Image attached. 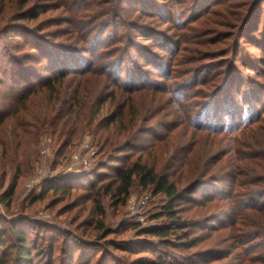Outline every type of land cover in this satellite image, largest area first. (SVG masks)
<instances>
[{"label": "trees", "instance_id": "trees-1", "mask_svg": "<svg viewBox=\"0 0 264 264\" xmlns=\"http://www.w3.org/2000/svg\"><path fill=\"white\" fill-rule=\"evenodd\" d=\"M53 1L57 3L56 8L47 9L46 7L48 6L43 0H13L14 5L9 11L5 0H0V52L4 51V58H7L5 64L9 63L0 67V72L3 74V77H0V82H3V79L6 80V76L13 77L6 81L9 88L8 96L0 95V146H3V149L0 150V202L7 207L11 206L13 202L18 187V177L22 175L21 165L18 164L16 175L13 176L8 186L3 189L7 181L9 163L18 160L15 152V154L13 153L10 156L13 150L9 147L8 141L2 139L1 136L4 129L3 126L7 121L17 119L19 124L17 126L26 128L25 131L32 141L36 140L38 133L44 128L53 130L55 144L58 147L55 155L62 157V160L65 159L69 152L68 148L74 143L79 129L92 124L96 120H98L99 124L106 120L105 118L98 119V115L108 98L98 97L93 91L85 96L84 92H87L85 90L88 89L86 87L90 84L88 80H85L86 77L91 78L89 77L90 75H106L105 80L112 83L117 89L127 90L131 93L158 89L162 92L176 95L174 91L183 87L176 84L179 79L175 77L174 70L172 71V68L166 67L167 59L164 56V51L169 53L172 50L170 52L171 55L176 57L180 50L179 38L180 41L183 38L180 33L176 32L177 39L173 40V38H170V34H167L166 29L159 28L153 24H157V20H161L162 24L169 22L173 27L177 28L175 23L190 19L193 15L194 18H198L199 16L197 15H206L212 12L214 7L219 4L229 5L227 0H189L190 3L188 2L187 6L189 7L187 8H183L181 0ZM62 9L68 14L67 22L78 35L79 41L74 38H67L62 42H54L49 40L44 34H40L39 30H36V26L31 27V25L27 24L22 26L19 22L23 20L37 22L41 13H48L50 10L57 13L58 10ZM263 11L264 0H253L244 25L247 26L249 19H252L256 13ZM226 12H230V10ZM141 14L146 15L147 18H142ZM227 15L224 16V19L227 18ZM58 17H60V14L49 15L46 18L48 25L55 20L57 21ZM233 17L236 20L232 19L237 21L235 25L240 22V14H233ZM228 18L226 21H228ZM256 26L253 24L254 30L258 29V26L257 28ZM217 28L218 24L216 25L215 23V25L208 26L206 30L217 32ZM218 32H221L220 34L224 36L230 33L225 28L222 30L218 29ZM15 33L22 35L24 46L31 48L29 51L18 54L19 45L6 44L1 39ZM142 34H144V39H149V44H145L146 46L138 42L142 41L140 38ZM239 38L240 35L236 37V40L226 41L224 46L212 49V53H223L226 56L232 54L235 57L234 60L229 62L223 60L226 58L219 59L217 63L222 67L221 71H210L207 67L212 65H207L203 66L205 68L201 70L200 68L195 69L193 72L194 85H204L207 88L206 90H200L201 92H198V94H191L195 97L200 95L205 99L203 107L198 110L196 108L195 110L192 109V111L185 107L181 109L186 115H184L186 117L185 121L191 126L193 125L199 130L215 132L216 134H227L235 131L234 129H238L236 128L238 124L242 128V134H245L250 128L259 126L260 129L252 136V141L245 144V149H253L259 146L260 148H256L259 150V154L243 153L240 163L242 158L250 162H255L254 160L256 159L258 162H256V165H252L256 167L257 163H259L260 166L264 167V125H262V123L264 124V110L261 111L258 105L251 100V98L256 97V93L264 94V86L259 91H256L254 86H251L252 88L248 87L244 94L237 99L235 97L231 99L228 92V87L232 86L239 76L236 63L234 62L241 50ZM262 41L264 42V31ZM165 46H168L170 50H166ZM157 49H160V52H156ZM31 53L35 56L33 59L39 61V66L35 67L23 62V60L30 59L29 55ZM227 62L228 64H226ZM171 64H173V60H169V66ZM147 66L154 68V73L146 70L145 67ZM159 68L162 71L164 70L163 74L160 73L164 78L162 83L155 80L156 77H159L156 74ZM252 69L256 70L253 67ZM205 70H207V73L201 77ZM39 71L40 73H38ZM189 71L191 70L187 72ZM44 72H48V76L43 77L41 73ZM175 79L177 82H175ZM184 80H188V78H184ZM45 89H48L49 92L48 96L45 97L48 102L46 106L47 113L41 116H31L33 120L28 122L29 117H25L27 102ZM112 95L115 98L116 92ZM178 96L177 98L174 96V98L177 103L181 104L183 100L182 98L179 99ZM182 97L184 96L182 95ZM221 98L224 101V105L221 107L224 111L222 112V117H219L217 111ZM200 103L202 104V102ZM124 105L121 102H117V114L112 116L106 125L109 128L110 125L119 122L118 125H123L124 129L118 126L119 131L115 130L118 133L117 137L107 134L104 137L103 135L102 137L98 136L96 140L102 157L100 167L112 168L115 173L109 178L108 183L98 184L97 179L100 178L99 181H101L102 178L98 172L92 171L90 176L95 175L97 178L96 182H93L87 188L89 195L86 198L94 199L96 210L103 214L104 209L100 203L99 195L96 194L100 191L101 186L112 193L115 198V204L118 205L126 203L135 180H138L142 188L152 189L155 195L164 194L167 201L163 204L162 210L157 216H164L169 222L161 227L144 229L145 233L161 240L159 242L142 240L137 242L136 249H130L127 245L121 244L124 243L122 241L126 240L118 241L117 239L106 238L112 233L115 234L116 231L105 227L102 219L97 221L82 220V222L75 224V230H79L82 233H86L85 229L91 225L93 226L95 222L97 231L105 230L103 234H96L97 242H88L81 238L78 233L75 234L73 230L64 228L56 230L37 222H32V224L26 222L20 224V222H17L16 224L15 220H11L8 226H4L8 220L0 216V251L2 252L0 264H10V257H12L13 264H37V260H44L46 257L51 262L57 253V245L61 248V254H59L61 264H74L75 262H71V259L72 261L75 259V250H78V248L80 249V254L77 263L80 264H93L94 261V264H136L134 263L135 260L132 262L123 254L116 255L114 251H127L131 254H141L149 250L155 251H151L155 255L154 257L152 254L151 256H141L142 261H139L138 264H206V258L220 259L217 254L221 256L222 252L218 250L180 252L197 247L201 237L196 234V231L198 229L212 228L207 225H211L218 217V215H213L210 219L205 218L199 221L186 219L180 216V207L186 200L191 201L192 196L198 197V194L203 192H205L206 195L204 196L209 201H213L219 196H226L224 198H229L230 196L233 198L236 196L235 188H233L234 184L228 185L230 193L226 191L225 194L221 192L223 191L221 186H211L210 183L204 181H197L180 190L167 172L158 171L144 161L142 157L131 162L128 161L127 156L120 157L119 153L125 151V149L128 150V147H126L128 145H130V148H134L133 150L135 148L139 149L137 144L132 143L137 140L139 133L144 132V130L136 128L137 125L133 120L131 121L132 125L123 122L124 117L122 115L125 110L122 107ZM244 106L247 116L244 115ZM118 109L120 110L118 111ZM262 112L263 114H261ZM236 119L239 123H236ZM228 123H231L232 127L230 126L229 129L224 130L222 127L228 128ZM218 124L221 125V128H218ZM126 127L131 128L129 135L121 139V133L126 131ZM147 131H151V129ZM127 142L128 144H126ZM117 161L119 163L112 164ZM240 167L242 166L240 165ZM258 173L259 175L255 177V180L258 178L257 181L262 182V184L247 190L243 200H256V202L263 204L264 169L259 170ZM229 175H231V172H229ZM232 177L234 178L233 175ZM80 181H84V179L63 174L59 175L55 179L46 182V190L38 198H45L50 191L52 193L71 192V189L76 187L74 185ZM208 190L214 191V194L208 193ZM222 215L220 214V216ZM43 228L51 234H45L46 232L40 231ZM53 232L57 236H54ZM258 232V234L254 232L253 241L255 242L253 244H258L264 249V238L261 239V236L264 235V229L261 228ZM32 235H35V237L32 238ZM171 236L174 237V242L169 239ZM47 240L48 242H46ZM89 243L92 244L87 245ZM92 252L94 253L90 256L89 254ZM147 253L150 255L149 252ZM87 254L89 256L85 257ZM97 254L98 256H96ZM224 256L227 258V255ZM83 259L86 260L83 261ZM251 259L253 258L248 260Z\"/></svg>", "mask_w": 264, "mask_h": 264}, {"label": "rangeland", "instance_id": "rangeland-1", "mask_svg": "<svg viewBox=\"0 0 264 264\" xmlns=\"http://www.w3.org/2000/svg\"><path fill=\"white\" fill-rule=\"evenodd\" d=\"M43 1L47 4V9L56 8L57 6L56 1ZM227 1V4H229L228 6L219 4L214 7L212 12L206 15H197L199 16L198 18H194L193 15L190 19L175 23L177 28L173 27L169 22L162 24L161 20H157V24H153L159 28L166 29L167 34H170L169 36L173 38V40L177 39L176 32L180 33L183 38L182 41H180L179 38L180 50L176 54V57L171 55L170 52H172V50L169 53L164 51V56H166L165 58L167 59L166 67H169V69L172 68V71L174 70L175 77L179 79L176 84L183 87L174 91L176 95L173 93H165L158 89L142 90L131 93L127 90L117 89L112 83L105 80L106 75H90L89 77L91 78L86 77L85 80H88L90 84L86 87L88 88L85 90L87 92L83 90L85 96L91 94L93 91L98 97L102 96L108 98L98 115V119L105 118L106 120L100 124L98 120H96L92 122V124L79 129L74 143L68 148V156L66 155L65 159L62 160V157H57L55 155L58 147L55 144L53 130L44 128L38 133L36 140L32 141L30 140L31 137H29L25 131L26 128L17 126L19 125L17 119L5 123L1 135L2 139L8 141L9 147L13 150L10 156L15 152L16 154H14L17 155L18 160L9 163L7 181L3 189L8 186L13 176L16 175V167L18 164L21 165L22 175L18 177V187L11 206L7 207L0 202V216L8 220L4 226H8L11 220H15L16 224L17 222H20V224H24L25 222L31 224L32 222H37L38 224H43L56 230L59 228L73 230L75 234L78 233L80 237L84 238L86 241L97 242L98 239L96 234H103L105 230L102 229L97 231L96 222L93 226L91 225L85 229L86 233L75 230V224L82 222V220L87 221L89 219L97 221L102 219L105 227L116 231L115 234L112 233L106 238L117 239L118 241L126 240L122 241L124 243L121 244L127 245L130 249H136L137 242L142 240H149L151 242H159L161 240L158 237H153L145 233L144 229H153L157 226L161 227L169 222L166 217L157 216L162 210L163 204L167 201L164 194L155 195L152 189L142 188L138 180H135L126 203L118 205L115 204V198L112 193L101 186L99 189L100 191L96 194L99 195L100 203L104 209L103 214L96 210V202L94 199L86 198V196L89 195V190H87V188L90 187L93 182H96L97 178L95 175L90 176L92 171L98 172L100 174L99 176L102 178L101 181H99L100 178L97 179L98 184L108 183L110 180L109 178L115 173L112 168L100 167V164H102L100 163L102 157L101 153H99L100 148L96 140L98 136L102 137L103 135L104 137L107 134L117 137L118 133L115 130L119 131L117 128L118 126L124 129L123 125H118L119 122L110 125L109 128L106 126L110 118L117 114V102H121L125 104L122 107L125 110L122 115V117H124L123 122L132 125L131 121L133 120L137 125L136 128L138 127L139 130L142 129L144 132L139 133L137 135V140L132 143L135 145L137 144L139 149L135 148V150H133L134 148H130V145H128L126 146L128 150L125 149V151L119 153L120 157L127 156L129 162L142 157L143 160L153 168L158 171L167 172L171 180L175 182L177 188L180 190L197 181H204L210 183L211 186H221V188H223L221 192L225 194L226 191L227 193L230 191L228 185L234 184L233 188H235L234 192L236 196L233 198L230 197L229 194V198H224L226 196H219L217 199L209 201L205 198L206 196L204 195L206 194L203 192L199 193L198 197L192 196L193 200H186L182 203L180 207V216L183 218L199 221L205 218L210 219L213 215H218V217L211 225H207L212 228L198 229L196 231V234L201 237V241L197 247L180 252H207L212 250L222 252L221 256L217 254L219 255L217 257L220 259L215 260L213 257L210 259L206 258V264H264V249L258 244H253V242H255L253 241L254 232L258 234L261 228L264 229V203H258L256 200H243L247 190L256 188L260 186L259 184H262V182L257 181L258 178L255 180V177L259 175L258 171L263 170L264 167L260 166L259 163L254 167L252 164L256 165V162H258L256 159L254 160L255 162H250L242 158L240 163V159L242 155H244L243 153L259 154V150L256 149L260 148L259 146L253 149H245V144L252 141V136L259 131L260 127L255 126L250 128L245 134H242V128L240 124H238L236 127L238 129H234L235 131L227 134H216L215 132L199 130L193 127V125L191 126L185 121L186 115L182 110L184 107L189 108L191 111L192 109L195 110L196 108V110H198L203 107L205 99L200 95L197 97L194 95L201 92L200 90H206L207 88L204 85H194L192 77L193 72L195 69L200 68L201 70L205 68L203 66L207 65H212L211 67H207L210 71H221L222 67L217 63L219 62L218 60L226 58L223 60L229 62L230 60H234L235 57H233L232 54L226 56L223 55V53H219L220 55L212 53V49L224 46L226 41L231 42L236 40L238 35H240L238 41L241 50L238 58L234 62L236 63L239 76L235 80V83L228 87L230 98H239L248 87L254 86V89L259 91V89L264 86V42L262 41L264 11L256 13L252 19L248 20V25L245 26V20L248 12L251 10L253 0ZM181 2H183V8L189 7L187 6L188 2L190 3L189 0H181ZM5 4L8 8L7 10L10 11L14 2L13 0H5ZM229 10L230 12H226ZM51 14H60V17H58L57 21L55 20L48 25L46 18ZM136 14L140 15L139 13ZM226 14H228L226 17H229L228 21H226L227 18L224 19ZM233 14H240V22L236 25L235 23L237 21H234L236 19L233 17ZM141 17L144 19L147 18L146 15L143 14H141ZM67 20L68 14L62 9L58 10L57 13L53 10H50L48 13H41L37 22H28L24 20L19 22L22 26H26V24L31 25V27L36 26V30H39L40 34H44L49 40L54 42H62L67 38H74L76 41H79L78 35L72 30ZM215 23L216 25L218 24L217 32L206 30L208 26L215 25ZM253 24L258 26L257 30H254ZM224 28L230 32L227 36L221 35V32H218V29L222 30ZM143 35L144 34L140 37L142 41L138 42L144 45L149 44V39H144L145 37ZM1 39L6 44L9 43L14 46L19 45L18 54L27 52L31 49L28 46H24V39L20 33H15L13 35L9 34V36ZM165 48L166 50H170L168 46H165ZM156 52H160V49H157ZM3 54L4 51H1L0 67L9 64H5L7 58H4ZM29 56L30 59L23 60V62L29 63L35 67L39 66V61L33 59L35 56H33L32 53ZM169 60H173V64L170 66ZM228 62L226 64H228ZM252 67L256 70H253ZM145 69L151 72L154 71V68L150 66L145 67ZM188 70L191 71L187 72ZM163 72L164 70L158 69L156 74H158L159 77L155 78L156 81L162 83L164 78L160 73L163 74ZM38 73H40V71ZM206 73L207 70L202 73L201 77L205 76ZM41 74H43V77H46L49 73L44 72ZM0 77H3L1 72ZM11 78L13 77L6 76V80L3 79L5 83L0 82V95L4 94L8 96L9 88L6 81ZM184 78H188V80H184ZM100 82L101 84H99ZM175 82H177L176 79ZM114 92H116L115 98L112 95ZM48 94V89H45L27 102V113L25 117H29L28 122H32L33 118L31 116H41L47 113L46 106L48 102L45 97H47ZM191 94L194 95L192 96ZM182 95L184 97H182ZM174 96L175 98H177V96L179 99L182 98L183 102L181 104L177 103ZM251 100L258 105L261 111L264 110V94L256 93V97H253V99L251 98ZM200 102H202V104ZM223 105L224 101L221 98L217 111L219 117L223 115L222 112L224 110L221 108ZM119 110L120 109H118V111ZM243 110L244 115L247 116L245 106ZM263 112L261 114H263ZM191 121H193V119H191ZM235 121L239 123L237 119ZM230 124L231 123H228V128H222L224 130L229 129L230 126L232 127ZM262 125L264 124L262 123ZM217 126L221 128V125L218 124ZM150 129L151 131H147ZM130 130V127H126V131L121 133V139L129 135ZM128 142L126 144H128ZM2 149L3 146L1 145L0 150ZM240 150H242V152H240ZM75 153H79L81 158L90 157V164L83 165L81 162L72 169H69L70 165L73 163ZM116 163H119V161L113 162L112 164ZM240 165L242 167H240ZM229 172H231V175H229ZM62 174L75 176L78 179L83 178L84 181L76 183V185H74L76 187L72 188L71 192L52 193V191H50L45 198L39 199L38 197L46 190V182ZM207 192L214 194V191L208 190ZM142 200H145V202L142 203ZM133 203L136 204V210L131 209ZM220 214L223 215L220 216ZM40 231L46 232L45 234H51L44 228L40 229ZM53 234L57 236L56 233L53 232ZM48 236L46 237L48 238ZM31 237L34 238L35 235ZM263 238L264 235L261 236V239ZM169 239L173 242L175 241L172 236L171 238L169 237ZM46 242H48V240ZM91 244L92 243H89L87 245ZM59 247L60 246L57 245V253L51 262L49 258L46 257L44 260H37V264H61L59 256V254H61V248ZM79 250V248L75 250V259L73 261L71 259V262H75L74 264H80L77 263L80 254ZM151 251L154 250H149L141 254H131L127 251L114 252L116 255L123 254V256L127 257L130 261L133 262V260H135L134 263L138 264L139 261H142L140 258L141 256H151L152 254L154 257L155 255ZM147 252H149L150 255H148ZM177 252H179V250H177ZM93 253L94 252L89 255L91 256ZM1 255L2 252L0 251V256ZM89 255L87 254L85 257ZM224 255H227V258ZM96 256H98V254ZM249 258L253 259L248 260ZM86 259H83V261ZM94 263L95 261L93 264ZM10 264H13L12 257H10Z\"/></svg>", "mask_w": 264, "mask_h": 264}, {"label": "built area", "instance_id": "built-area-1", "mask_svg": "<svg viewBox=\"0 0 264 264\" xmlns=\"http://www.w3.org/2000/svg\"><path fill=\"white\" fill-rule=\"evenodd\" d=\"M89 158L90 157L81 158L80 155H79V153H75L74 154L73 163L70 165L69 169H72L73 167H75L77 164H79L81 162H82L81 164H83V165H89L90 164ZM144 202H145V200H142V203H144ZM131 209L136 210V204L135 203H133L131 205Z\"/></svg>", "mask_w": 264, "mask_h": 264}]
</instances>
